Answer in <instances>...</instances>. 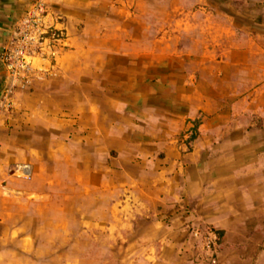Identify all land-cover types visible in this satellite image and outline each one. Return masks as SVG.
I'll list each match as a JSON object with an SVG mask.
<instances>
[{
    "label": "crops",
    "instance_id": "crops-1",
    "mask_svg": "<svg viewBox=\"0 0 264 264\" xmlns=\"http://www.w3.org/2000/svg\"><path fill=\"white\" fill-rule=\"evenodd\" d=\"M45 1L68 47L0 114V264H208L204 226L264 264V0Z\"/></svg>",
    "mask_w": 264,
    "mask_h": 264
},
{
    "label": "built area",
    "instance_id": "built-area-1",
    "mask_svg": "<svg viewBox=\"0 0 264 264\" xmlns=\"http://www.w3.org/2000/svg\"><path fill=\"white\" fill-rule=\"evenodd\" d=\"M67 47L65 17L52 10L45 0L29 4L14 21L10 36L0 50V63L6 74V83L0 89V114L14 108L16 92L29 90L35 83L56 75L57 59ZM189 134L185 135V143ZM16 170L21 176H28L26 165ZM189 233L198 244V259L217 264L215 230L210 226L194 227Z\"/></svg>",
    "mask_w": 264,
    "mask_h": 264
},
{
    "label": "rangeland",
    "instance_id": "rangeland-1",
    "mask_svg": "<svg viewBox=\"0 0 264 264\" xmlns=\"http://www.w3.org/2000/svg\"><path fill=\"white\" fill-rule=\"evenodd\" d=\"M106 246H107V239H106V237L102 236V238L100 239V248L98 250V260H99L98 264H107L106 259L108 258V250L106 249ZM88 256H90L89 251H88ZM117 256H118V253H117V249H116L115 259H114L115 263L114 264H117L116 263L117 262ZM87 264H90V262H88Z\"/></svg>",
    "mask_w": 264,
    "mask_h": 264
},
{
    "label": "trees",
    "instance_id": "trees-1",
    "mask_svg": "<svg viewBox=\"0 0 264 264\" xmlns=\"http://www.w3.org/2000/svg\"><path fill=\"white\" fill-rule=\"evenodd\" d=\"M197 125H198V122L195 121V122H194V128H193L192 132L189 134V136H188L187 139H186V146H187L188 148L190 147V142H191V141L194 139V137H195V129H196Z\"/></svg>",
    "mask_w": 264,
    "mask_h": 264
}]
</instances>
